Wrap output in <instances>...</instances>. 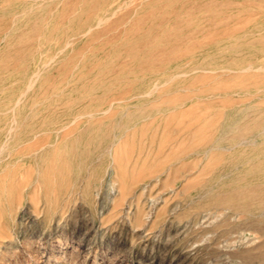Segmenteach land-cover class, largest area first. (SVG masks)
Listing matches in <instances>:
<instances>
[{
    "label": "rangeland",
    "instance_id": "obj_1",
    "mask_svg": "<svg viewBox=\"0 0 264 264\" xmlns=\"http://www.w3.org/2000/svg\"><path fill=\"white\" fill-rule=\"evenodd\" d=\"M63 1L0 0V146L12 121L28 125L10 148L65 111L120 98L106 116L120 114L81 117L50 148L65 166L1 219L0 264H264V206L232 195L264 192V0ZM166 45L181 49L145 61ZM101 142L113 156L96 158Z\"/></svg>",
    "mask_w": 264,
    "mask_h": 264
},
{
    "label": "bare ground",
    "instance_id": "obj_2",
    "mask_svg": "<svg viewBox=\"0 0 264 264\" xmlns=\"http://www.w3.org/2000/svg\"><path fill=\"white\" fill-rule=\"evenodd\" d=\"M63 0H55V2H53L54 5L58 6L62 4ZM66 1V0H65ZM72 1V0H71ZM76 0H74L75 2ZM78 1V0H77ZM101 1V0H99ZM74 2H70L71 4H73V6L75 7ZM80 2V1H79ZM78 2V3H79ZM103 2V0H102ZM63 3L66 5L67 3H65L63 1ZM70 3H68L70 5ZM93 3V2H92ZM96 3V2H95ZM100 3V2H99ZM62 4V5H64ZM95 5V4H94ZM92 5V6H94ZM112 5V4H111ZM3 6V5H2ZM71 6V5H70ZM140 6V5H139ZM51 7V6H50ZM49 7V9H50ZM73 7V8H74ZM33 8V7H32ZM71 8V7H70ZM81 8V6H80ZM55 9V8H54ZM30 10V9H29ZM64 10V9H63ZM68 10V9H66ZM65 10V11H66ZM26 11V10H24ZM136 12V11H135ZM62 15V14H61ZM90 15V14H89ZM145 15H147L145 13ZM66 16V15H65ZM15 18V15H14ZM44 18V17H43ZM137 18V17H136ZM48 21V20H47ZM15 22V21H14ZM39 30V29H38ZM40 32H45V28L42 27L40 29ZM254 32V31H253ZM252 33V32H251ZM258 33V32H257ZM254 34V33H253ZM256 34V32H255ZM254 34V36H255ZM258 35V34H257ZM256 35V37H257ZM259 37V36H258ZM176 39V38H173ZM237 40V39H236ZM261 40V39H260ZM264 41V40H263ZM262 42V41H261ZM173 43V42H172ZM29 44V43H28ZM172 46V45H171ZM165 50L162 51V56L160 54L157 55H152L149 56L145 59L146 62H150V63H155L156 61H163V57L165 52L166 53H173V52H178L179 49L181 48H176L175 46L173 47H168L167 45L163 47ZM184 49V48H183ZM22 50V49H21ZM195 50V49H193ZM183 51V50H181ZM188 51L187 49H184V52ZM140 53V52H139ZM187 53V52H186ZM175 54V53H174ZM160 55V56H159ZM47 64V63H46ZM250 64V62H249ZM249 66V65H248ZM246 67V69H248L249 67ZM222 69V68H221ZM225 69V68H224ZM227 69V68H226ZM242 69V68H241ZM239 69V70H241ZM245 68L243 70H246ZM250 69V68H249ZM253 69V68H252ZM195 71V70H194ZM240 72V71H239ZM237 72V73H239ZM182 74V73H181ZM188 74V73H187ZM180 74H176L174 75L172 78L179 76ZM185 75V74H184ZM213 76V75H212ZM159 86V85H157ZM156 85L153 86L150 90L146 91L145 93H143L142 95L144 96H148L152 93H154V91L156 90ZM158 89V88H157ZM129 94V93H127ZM126 93L123 94L122 96L124 97V95H127ZM165 94V93H164ZM130 95V94H129ZM141 94L139 96H142ZM168 95V94H167ZM136 96V95H135ZM138 96V95H137ZM185 97V96H184ZM159 99V98H158ZM118 100H123V99H112V100H108L106 102H103L101 104V106L95 107L93 109H89L84 110L83 112H75V114H71L68 113V115L66 114V111L64 113L59 114L58 116L53 118H48V119H43L42 121L33 123V124H29L30 128L29 130L27 129L25 131V136L26 140L24 139L23 142H21V144L17 147L14 148H10L9 147V140L12 138V134L15 130L19 129L20 125H28L27 122V118L21 122V124L16 123V121H12L9 122V126L7 127V137L4 140V142L2 143V145L0 146V165L4 166L6 169H4L6 172L3 174H0V198L2 199V201L0 200V224H1V219L8 215L11 212H14V210L16 209L17 205L20 204V202H22V195L28 190V188H31L30 186H32L35 182L36 179H33L34 175H40V173L44 172V173H49V172H59L62 171L63 165H57L55 163H51L50 162V158L55 157L57 160L58 158L62 159V156H66L63 155V151H61L62 156L61 157H57L54 154L51 153L50 148H58L61 143L64 142V140H66V138L74 133V134H80L82 133V131H79L76 128H69L70 125H72V123L76 122L77 120H80L81 117H87V119H93L96 118V122H103L102 120H106L108 118H115L118 117V115L120 114V112L114 111L111 113L110 117L106 116L107 113H109L110 109L112 111V105L117 103ZM171 100V99H170ZM174 103L172 102V104H175V100H173ZM152 103V102H151ZM154 103V101H153ZM152 103V105H153ZM159 104V103H158ZM184 104V103H183ZM182 104V105H183ZM83 105V104H82ZM151 106V104H150ZM149 106V107H150ZM181 106V105H180ZM89 107V106H88ZM68 108V107H67ZM83 108V107H82ZM61 109V108H60ZM88 109V108H87ZM119 110V109H118ZM61 111V110H60ZM73 111V110H72ZM143 111V110H142ZM63 112V111H62ZM124 115L127 116L131 113V111L125 110L123 111ZM60 113V112H59ZM136 113V112H135ZM179 114V113H178ZM123 115V116H124ZM131 115V114H130ZM134 115V114H133ZM136 115V114H135ZM134 115V116H135ZM149 116V115H148ZM258 116V115H257ZM83 119V118H81ZM261 122H264V118L260 120ZM81 123V122H80ZM248 123V122H247ZM76 124V123H75ZM101 124V123H100ZM94 125H91L89 127H87V131L89 130L92 131L94 129L93 127ZM133 127V126H132ZM190 127V126H189ZM193 127V126H191ZM47 133L48 135L42 137L41 134H45ZM241 134V133H240ZM242 135V134H241ZM248 135V134H247ZM246 138V137H245ZM243 138L244 142L245 139ZM242 140V141H243ZM78 141V140H77ZM215 139L213 138V136H210V134H206L205 136H203L202 138H200L198 140V142L195 144L194 147L189 148V150L187 151L188 155L191 154H199L201 151L203 152H207V150L209 148H211L213 146ZM240 142V141H239ZM65 143V142H64ZM241 143V142H240ZM252 143V142H251ZM254 143V142H253ZM102 144V142H101ZM99 145V149L100 153H98L96 155V158L100 157L101 154H109L112 155L113 150H114V145L115 142H111V143H103L102 145ZM234 147V146H233ZM59 150V148H58ZM57 150V151H58ZM60 150H63V148H61ZM59 150V152H60ZM68 149H65L64 151H66ZM55 152V150H54ZM14 153V154H13ZM57 153V152H56ZM55 153V154H56ZM207 154V153H206ZM58 155V154H57ZM72 155V154H71ZM59 156V155H58ZM103 156V155H102ZM113 156V155H112ZM67 157V156H66ZM218 157V156H217ZM237 158V156H236ZM67 159V158H65ZM63 160V159H62ZM68 160V159H67ZM112 160H114V158L112 157ZM223 159L222 158H216L215 162H221ZM233 161V159L231 161H227L226 163H231ZM210 162V161H209ZM235 163V164H234ZM232 166H230L232 169L234 168H238L241 166L242 163H240L239 161H233L232 162ZM254 167L261 169L264 166V158H259L257 160H254V163L252 164ZM203 166V165H202ZM210 166H212L210 164ZM210 168V167H208ZM3 170V171H4ZM235 170V169H234ZM202 172V171H201ZM200 172V173H201ZM242 175V174H241ZM242 176H248L249 177V173H243ZM243 177V178H244ZM242 178V179H243ZM246 178V177H245ZM55 179V178H54ZM204 181V180H203ZM37 183V182H36ZM260 185V184H259ZM258 185V186H259ZM81 186V185H80ZM252 186V185H251ZM206 194V193H205ZM232 194V193H231ZM235 196L236 199L234 204L235 206H240L243 208H247V210H249L251 208V206L255 203V202H259V204H262L264 206V192H258L256 191V189H252V187H247L245 186L244 188H240L237 192H234V194H232ZM29 200V199H28ZM194 201V200H193ZM222 201V200H221ZM219 203V202H218ZM23 204V203H22ZM217 204V203H216ZM21 206V205H20ZM19 206V207H20ZM223 206V205H222ZM18 208V207H17ZM22 208V207H21ZM230 208V207H229ZM217 209V208H216ZM20 210V208H19ZM206 210V209H205ZM227 210V208H226ZM242 211V210H241ZM218 212V211H216ZM243 212V211H242ZM244 213V212H243ZM250 213V212H249ZM263 213V212H262ZM229 214V213H227ZM222 215V214H221ZM220 215V216H221ZM233 216V215H232ZM207 217V216H206ZM213 217V216H212ZM219 217V216H218ZM224 217V216H223ZM258 217V216H257ZM260 218V217H259ZM208 219V218H207ZM256 220V219H255ZM204 222V221H203ZM211 222V221H209ZM208 222V223H209ZM7 223V222H6ZM6 223H4V226L6 225ZM199 223V222H198ZM3 226V224H1ZM234 227V226H233ZM2 228V227H0ZM230 229V228H229ZM246 229V228H245ZM256 229V228H255ZM242 230V229H241ZM257 230V229H256ZM230 231V230H229ZM228 231V232H229ZM245 232V231H244ZM234 233V232H233ZM232 233V234H233ZM239 234V233H238ZM262 234V233H261ZM232 235H230L231 237ZM238 236V235H237ZM230 237H227L230 238ZM233 238V237H232ZM241 239V238H240ZM238 238V240H240ZM229 240V239H228ZM247 240V239H246ZM231 241V239H230ZM238 242V241H235ZM233 242V244L235 243ZM240 242V241H239ZM250 243V242H249ZM259 244V243H258ZM226 246V245H225ZM249 246V245H248ZM228 247V246H226ZM238 247V245H237ZM251 248V247H250ZM249 248V249H250ZM229 249V248H228ZM243 249V248H242ZM241 249V252H242ZM247 250V248H246ZM247 252V251H246ZM243 253V252H242ZM240 253V254H242ZM247 256V254H245ZM243 256V255H242ZM264 256V255H263Z\"/></svg>",
    "mask_w": 264,
    "mask_h": 264
}]
</instances>
